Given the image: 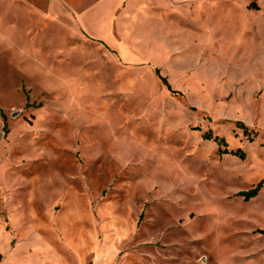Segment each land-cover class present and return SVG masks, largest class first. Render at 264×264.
<instances>
[{"label": "rangeland", "instance_id": "1", "mask_svg": "<svg viewBox=\"0 0 264 264\" xmlns=\"http://www.w3.org/2000/svg\"><path fill=\"white\" fill-rule=\"evenodd\" d=\"M262 180L264 0H0L21 262L264 264Z\"/></svg>", "mask_w": 264, "mask_h": 264}, {"label": "crops", "instance_id": "2", "mask_svg": "<svg viewBox=\"0 0 264 264\" xmlns=\"http://www.w3.org/2000/svg\"><path fill=\"white\" fill-rule=\"evenodd\" d=\"M17 248V244H12V235L5 229L0 228V264H27L15 257L14 252Z\"/></svg>", "mask_w": 264, "mask_h": 264}, {"label": "trees", "instance_id": "3", "mask_svg": "<svg viewBox=\"0 0 264 264\" xmlns=\"http://www.w3.org/2000/svg\"><path fill=\"white\" fill-rule=\"evenodd\" d=\"M156 74H157V72H156ZM166 87L169 90V87L168 86H166ZM239 127L242 128L243 131H244V133H246V135H247L246 128L243 125H241V124H239ZM203 137L206 140H212L213 142L216 143V145L218 147L225 146V143H224L223 139H220V138H217V137H212L211 134H209V133L204 134ZM220 153L221 154H228V153H230V154L238 157L240 160H243L244 159V155H243V153L240 150H237L235 152H227V150H223V151H220ZM262 184H264V180H262L261 182H259L256 185V187L253 188L252 190H249L247 192H239L237 194V196L242 197L244 201H248V200L254 198L258 194V192L260 191V189L262 187Z\"/></svg>", "mask_w": 264, "mask_h": 264}]
</instances>
